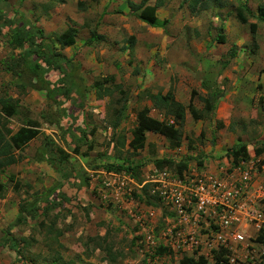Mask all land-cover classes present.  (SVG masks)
<instances>
[{"label": "rangeland", "instance_id": "rangeland-1", "mask_svg": "<svg viewBox=\"0 0 264 264\" xmlns=\"http://www.w3.org/2000/svg\"><path fill=\"white\" fill-rule=\"evenodd\" d=\"M122 1L125 0H6L0 4V96L11 97L15 100L11 102L19 106L18 114L11 112L10 103L0 106V113L8 118L13 131L31 119L39 123L41 132L18 151L12 148L7 135L0 146V241L4 235L12 236L20 247V255L29 264H57L53 263L56 256L64 262L72 260L73 264H179L184 256L195 259L202 256L203 264H264V241L257 240L259 234L251 229H243L244 240L234 243V248L225 254L228 259L233 258L232 262H216L215 251L208 250L201 236L195 237L202 243L197 246L192 242L185 244L183 250H159L164 232L173 224L171 216L163 203L161 207H152L135 194L140 193V187L152 173L161 170L154 165L158 158L183 161L186 171L198 165L196 159L200 156H184L183 151L202 143L206 133L208 139L216 135L214 129L207 130L204 126L198 136L189 113L188 121L185 119L179 129V147L183 151L171 152L163 136L149 134L148 144L134 156L141 160L149 156L147 165L151 164L145 172L141 169L140 182L124 171L112 175L103 167L106 161H112L108 154L114 156L112 146L121 135L126 141L122 155H126L134 116L148 102L146 91L164 93L171 89L178 100L187 104V94H199L206 86L205 90L215 95L211 117H216V110L223 113L225 109L234 121L253 122L249 128L236 125L234 131L246 132L244 137L255 152L258 141L264 139V0H226L224 6L196 13L180 5L181 0H164L157 9L164 16L161 20L164 33L159 32L161 28L145 31L141 20L121 11ZM154 2L149 0L150 4ZM239 7L246 22L237 17ZM251 23H255L253 32ZM20 24L42 29L41 34L33 37L40 52L58 62L65 60L77 74L76 82L83 85L84 99L75 105L82 106V119H76L85 124L83 140L76 146L77 154L73 152L75 146L68 129L78 125L69 119L71 114L67 124L63 123L62 114L69 103L73 104L72 99L47 94L49 83L43 78H48L49 73L54 77L56 72L43 73L30 68L41 60L32 59V55L26 58L23 49L15 47L10 39V33ZM70 26L77 30L75 42L62 46L55 35ZM223 28L227 31L226 44L216 41ZM91 30L102 37L86 42ZM129 37L134 38L131 50L127 45ZM167 37L173 40L170 42ZM175 40L178 43L173 47ZM235 43L236 54L230 57ZM109 75L113 79L104 81ZM95 80L108 87L120 85L113 90L112 98H120L121 103L114 107L127 102L115 131L110 126L114 107L111 108L107 97L101 100L95 97ZM125 94L127 100L123 99ZM160 113L169 120L170 115L161 110ZM204 123L207 125L208 121ZM44 134L70 154L74 166L84 169L85 182L80 183L75 177L62 178L50 160L42 159ZM197 138L201 142L196 143ZM16 156L17 162H9L10 157ZM226 162L228 158L219 166L225 167ZM172 167L169 165L167 169ZM254 167L258 181L264 185L260 163ZM57 182L61 188L49 194ZM149 187L156 190L154 182ZM58 191L64 193L63 200L57 197ZM35 196L47 198L54 207L45 215L16 224L20 206ZM6 228L9 232L4 231ZM0 247L11 264L25 263L18 261L21 256L7 246L0 244Z\"/></svg>", "mask_w": 264, "mask_h": 264}, {"label": "trees", "instance_id": "trees-1", "mask_svg": "<svg viewBox=\"0 0 264 264\" xmlns=\"http://www.w3.org/2000/svg\"><path fill=\"white\" fill-rule=\"evenodd\" d=\"M6 0H0V4L2 2H5ZM164 4V0H155L153 4L149 3V0H139V2H135L132 0L127 1V6L131 9V12L140 20H143L147 23L152 24V26H158L162 27L163 22L155 17L156 10L161 7ZM226 4V0H181L180 5L185 7L189 12H198L202 10H206L208 8H211L212 6L221 7ZM242 8V7H241ZM240 7L237 9V17L242 21L246 22V17L243 15V11ZM264 13V11H262ZM1 7H0V18L1 16ZM15 30H13L10 34V39L15 47L22 48L24 51V54L26 55V58L30 55H32V59H40L41 63L34 62L30 68L34 71H41L43 73H47L50 70H53L56 72L54 74V77L51 76V73L48 74V78L44 79L47 83H49V89L47 91V94H52L55 96L56 94H62L65 96V98L72 99V103H69V107L64 108L63 111V123L69 121V119H72L73 123H76L78 126L74 128L73 130L68 129V135L71 138V140L74 142V148L73 152L77 154L78 149L76 146H78L81 143V140H83L84 136V130H85V124L83 125L82 122L78 123L77 119L80 121L82 117L80 116L81 108L76 107V103H79L83 101L84 99V89L83 85H79L75 79L77 76L76 73H73L71 67L69 64H66L65 60H62V62H58L54 57H46L42 52H40V49L37 47V43L33 40V37L36 35H39L42 33V29H38L35 27H32L29 24H20L16 25ZM251 31L253 32L255 30V23L250 24ZM77 30L75 27H67L65 30H63L61 33L55 35L56 41L62 45V46H70L75 42V36H76ZM102 35L98 34L95 30H91L90 36L88 38L89 42L92 39H100ZM216 41L219 43L225 42V36L222 33H219L216 37ZM128 42V49H132L134 38L129 37L127 39ZM236 54V45H233V47L230 49L229 56L233 57ZM64 59V58H63ZM22 61H24L22 59ZM227 63V61H225ZM20 76V74H18ZM77 78V77H76ZM113 79V75H109L107 77H104V81H110ZM94 88H95V97L98 99H102L107 97L109 99V104L112 107L117 105V103H121V99L112 98L113 90L120 87L119 84H114L112 87L104 86L100 81L95 80L93 82ZM33 88H37L36 85H32ZM74 94V95H72ZM213 93H208L206 97H201L204 105V109L199 111L195 108L192 101L190 100L188 104H183L182 102L175 99L173 90H168L165 93H161L160 91L156 94H152L154 100V105L161 110L166 116L170 115L173 117V122L169 123L168 121L164 120H158L148 114L149 109L146 106H143L141 109H139L135 114V126L131 129V137L129 141L127 142L128 148L125 149V154L122 155V149L125 148L124 145L125 137L123 135L119 136L117 138L116 143L113 144L112 149L114 150V156L108 154V158L112 159V161H106L103 165L104 169L108 172H120L124 171L127 174H130L135 179H137L138 182L141 181L140 178V171L141 168L145 165V161L141 159H136L134 156L137 155L138 150H141L145 146L146 141V132L151 131L153 133L159 134L163 136L166 141H168V145L171 148H176L180 146L181 142V132L180 127L182 126L184 120H185V113L186 110L189 112L191 117L195 120L202 117V114L204 110L209 113L211 112V109L213 108ZM215 96V95H214ZM129 98L127 94L124 95L123 99ZM11 97H2L0 96V106H5L8 103L11 105L12 113L18 114L19 112V106L16 103H12ZM75 102V103H74ZM127 102L124 101L120 105V107H114V119H112L110 122V126L113 129V131L117 130L120 122L122 121L124 117V110L126 109ZM71 114V118L68 115ZM77 118V119H76ZM9 120L8 118L4 117L0 113V146L3 143V141L6 139V135L8 136V140L10 145L15 151H18L22 149L29 141L36 138L39 134H41L39 130V123L35 120L27 119V121L23 122L21 126H19L15 131L12 130V128L9 126ZM69 128V127H67ZM259 147L255 148V155H259L264 150V139L258 141ZM40 156L42 159H48L52 163V166H54V169H56L62 178L68 179L71 177L78 178L79 182H85L87 179L86 173L83 168L79 167L77 168L74 166L71 161L69 160L70 154L66 152L64 149L59 147L55 144L53 139L44 134L43 136V145L40 149ZM249 153L247 151L245 144H236V146H232L231 150L229 152V160L231 164L236 163L239 159H249ZM18 158L16 157H10L9 162H17ZM197 164L200 165V160H197ZM154 165L159 169L164 168V166L174 165L172 167L175 172L182 173V171L185 169L186 164L183 161H175L173 159H165V158H158ZM167 167V168H168ZM60 182H57L55 186H53L49 190V194L60 189ZM150 182L144 183L140 187V193L135 194L137 197H141V200L149 206L152 207H161V200L158 196V191L154 190L149 187ZM58 198L63 200L64 193L61 191H58ZM52 203H48V199H42L40 196H35L32 199L28 200L23 206H20L19 214L17 215L15 219V223H24L27 221V219H36L40 215H45L53 208ZM171 215V213H169ZM5 232H9V229L6 228L4 230ZM54 233H59V231L54 230ZM2 242L0 241L1 245L7 246L10 250H13L16 253V256L20 255V247L16 245L15 240L10 235H4L2 237ZM257 240L264 241V231H261L257 237ZM160 251L166 250L165 247L161 246ZM227 251L225 249H220L215 252V258L216 262H227L228 258L225 257V254ZM24 256H21L18 261L25 262L22 264H29L26 258H23ZM60 264H73L74 262L72 260H69L67 262L62 261L61 257L56 256L53 259V263ZM204 259L202 256H199L198 259H195L190 256H184L180 260L179 264H203Z\"/></svg>", "mask_w": 264, "mask_h": 264}, {"label": "built area", "instance_id": "built-area-1", "mask_svg": "<svg viewBox=\"0 0 264 264\" xmlns=\"http://www.w3.org/2000/svg\"><path fill=\"white\" fill-rule=\"evenodd\" d=\"M228 161L229 168L221 167L217 174L194 165L182 173L164 168L147 178L171 213L173 224L164 232L163 247L177 251L187 243L197 246L201 236L209 251L228 252L244 240L243 229L256 235L264 231V185L254 167L255 163L264 167V158Z\"/></svg>", "mask_w": 264, "mask_h": 264}, {"label": "crops", "instance_id": "crops-1", "mask_svg": "<svg viewBox=\"0 0 264 264\" xmlns=\"http://www.w3.org/2000/svg\"><path fill=\"white\" fill-rule=\"evenodd\" d=\"M127 1L128 0L120 2L121 3V11L128 12V13L132 14V16H135L131 12V9L127 6ZM158 12L159 11L156 10L155 17L158 18L159 20H163L164 16L162 17L161 16L162 14L160 15V14H158ZM135 18H137V17H135ZM140 22L143 24L145 31H147V30L151 31V30H154V28H161L160 31L159 30L158 31L164 33L163 27L152 26V24L147 23L143 20H141ZM221 33L225 36V42L222 44H226L227 43V31L223 28V31ZM188 37H190V36H188ZM193 37H196L195 38L196 41L199 42L197 36H193ZM167 38L170 39L169 37H167ZM176 39H177V36H176ZM172 40L173 39L171 38L169 41L171 42ZM176 43H178L177 40H175V44H173L174 45L173 47H175ZM202 43L204 45H207L206 40H203ZM168 44H169V42H168ZM233 45H236V43ZM202 60H204V58H202ZM201 84L205 85L204 82H201ZM205 89H207L206 86H204V88H202L201 93L193 94V96H192V94H187V99L189 98V101L191 100L193 105L195 106V108L198 109L199 111L204 109L203 101L200 98L206 97V95L208 94V90L206 91ZM158 92L159 91H154V92L146 91L145 99H147L148 102L146 103L145 106L149 109L148 114L150 116H152L158 120H164V115L162 113H160V110L154 105V100H153V97L151 96L152 94H156ZM204 92H205V94H204ZM161 93L163 94V92H161ZM201 94H203V95H201ZM194 95H196L195 99H197L200 104L198 102H195ZM174 96H175V99L178 100V96L175 93H174ZM178 101L185 104L183 102V100H178ZM189 101H188V103H189ZM215 112H218L216 114V117H215V115H214V117H211L212 113L211 112L207 113L204 110L201 118H199L197 120L193 119L192 117L191 118H192L193 122H195L194 125L197 127L198 131L196 134L198 136H200L202 134V132L204 131V126L205 127L207 126V130L214 129L216 136L210 137V139H208L207 135L209 133H206L207 135L202 140V143L196 144L192 150L187 149V150L183 151L182 147L171 149L167 145L168 150H170L171 152H175L174 150L180 149L184 152L183 153L184 156H186V155L200 156L201 158H197L196 160H200L201 164L197 165V166L199 168L204 169V170L211 172L213 174L219 173L220 168H221L219 165L222 164L225 160H227V158L229 160V152L231 150V147L234 145L236 146V144L241 143V144L246 145V148H247V151H248L249 157H250L249 159H253V160L257 161L258 159L264 157V150L261 153H259V155H255V152H253V147L251 146V144L249 142H247L248 138L245 139V137H244V136H246V134H245L246 132H243L242 129H240V131L238 132L241 136L238 135L236 137V135L238 133H236L234 131V126L240 125V126H242L241 128H243V127L249 128V127H251L250 125H252V123H253L252 121H248L246 119L245 122L243 124H241L239 122V120L234 121L235 118L231 116V113L229 110L225 111V109H223V113L220 110H216ZM188 113L189 112L186 110V113H185L186 121H188V119H189ZM162 115H163V117H162ZM169 119L173 120V117L170 116ZM134 120H135V116H134ZM204 121H208V124L205 125ZM218 121H219V123H217ZM133 126H135V123ZM149 134L161 136V135L153 133L151 131H147L145 134V136H146L145 146L148 144L147 138H148ZM130 136H131V133H130ZM197 142H201V139L197 138L196 143ZM148 159H149V156H145L144 159H142L143 161H145V165L148 164V162H147ZM149 165H151V164H149ZM149 165H147L146 167H142L141 168L143 170L142 172H145L144 170H146V169L148 170ZM228 168H229V166L227 165V166H225L224 170H227ZM262 173H264V167H262ZM262 173L260 174L261 178H263ZM1 250H2V247H0V264H11L10 259H8L7 255H3L1 253Z\"/></svg>", "mask_w": 264, "mask_h": 264}]
</instances>
